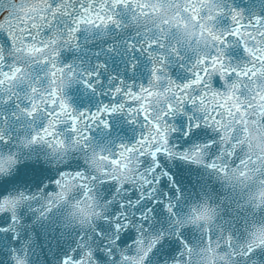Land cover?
I'll use <instances>...</instances> for the list:
<instances>
[{
  "label": "snow or ice",
  "instance_id": "snow-or-ice-1",
  "mask_svg": "<svg viewBox=\"0 0 264 264\" xmlns=\"http://www.w3.org/2000/svg\"><path fill=\"white\" fill-rule=\"evenodd\" d=\"M149 7H152V4L149 3L145 7L143 0H0V200L4 199L6 184L28 179L26 175H21L17 168L20 149L45 145L61 160H67L76 154L84 162L82 170L73 171L71 164H67L65 167L68 171L61 170L58 178H51L57 190L51 194L45 193V211L51 212L58 206L60 195L67 191L65 185L69 180L72 184L68 187L79 186L81 193L85 186H89L102 206L101 213L93 223L86 229L81 227L83 235L80 237V246L76 247L75 251L66 253L59 264H193V256L197 248L204 245L205 240L202 238L199 244L188 242L183 239L184 231L186 227H193L204 236L205 224L200 223L197 226L196 223H187L189 204L181 208L182 197L166 198V217L159 229L153 227L154 209L149 206L151 201L147 197L151 192L152 200H156L155 185L160 183L159 157H179L200 164L204 162L205 154L215 149V158L207 167L216 174L225 175L231 174V168L237 167L238 164L241 167L237 170L243 171L251 163V156L248 160L244 159L247 141L241 138V134L246 128L255 131L248 121L258 119V123L264 125V17L257 16L245 24L240 13L233 14V27L225 30L229 37L224 38L223 33L213 37L215 43L219 44L215 59L211 58V52L205 53L208 59L201 61L198 58L197 63L192 66L190 80L187 82L177 85L168 79L166 91L172 92L171 101L175 103L169 101L155 114L147 117L146 138L142 133L141 138L131 147L121 145L123 150L118 156L113 154L111 159L102 154L97 156L85 129L89 128L91 122H99L107 127L104 115L125 108L134 117L139 118L141 109L134 108L133 105H140L148 93H153L157 98L163 94L155 93L154 89L165 88L160 79L162 69L158 65L168 57L165 56L162 60L156 54V50L162 48V45L155 35L147 37L144 45L146 54L151 58L148 81L151 87L145 88L141 85L139 91L142 95L139 96L135 90L126 86L115 87L114 104L105 105L95 113L70 112L66 102L57 97V92L52 87L44 89L46 96L33 84L28 85L31 92L25 91L23 95L12 88L2 87L9 81L15 84L24 73L21 65L27 62L25 50L28 47L44 48L37 54L36 59L47 56V63H52L55 68L51 56L60 47L58 38H61L64 44L70 45V41H76V34L81 28L103 29L108 25H117L119 13H131L128 23L138 21L139 16L144 15ZM185 8L196 14V4L184 3L178 5L175 10L182 11ZM236 37L239 38L236 45H239L240 40L244 41L242 50L247 54V59L235 64L221 63V58L226 56L224 45ZM153 40L156 42L153 43ZM226 69L230 70V74ZM71 70L70 67L69 71ZM61 71L62 69L53 71L52 76L57 77ZM216 72L220 74L214 75ZM152 73H156L154 78ZM217 76L222 82L221 87L214 85V78ZM35 79L34 77L33 83ZM254 81L257 82L255 90ZM237 92L244 97L246 103H241L235 95ZM229 94L233 95L236 105L244 110L243 117L240 112L235 111L231 100L224 104V99ZM125 97L128 98L127 102ZM217 97L220 98L219 101ZM257 100L260 101L259 104L256 103ZM189 102L191 116L188 115ZM9 105H12V111H9ZM181 114L192 121L197 129L207 126L210 130L208 142L194 144L187 151L174 150L170 136L177 132L173 121ZM226 115L232 120V124L227 127L224 126ZM37 119L40 121L41 132L33 130ZM148 120L151 123H148ZM237 120L240 121L238 125ZM45 122L47 127L44 126ZM58 123L62 124L63 128L53 131ZM233 126L235 130L229 136L228 130ZM10 128H15L17 134L12 135ZM122 165H127L124 174H120ZM260 175L264 177V172ZM260 183L264 185V179ZM160 196L163 198L164 194L160 193ZM24 199L23 196L20 197V200ZM261 200L259 205H249L255 210H264V197H261ZM6 212L7 209L0 212V217ZM7 214L11 217V213ZM207 214L208 209H203L196 218L204 219ZM253 224L264 226V217L257 219L253 213V220L247 223L245 238L242 240L234 238L215 221L207 226L209 245L215 239L217 231L221 233L223 246L217 241V248L224 253L219 258L221 264H264V235H260V232H264V227L253 231ZM133 229L137 233L136 238L130 245L120 247L121 233ZM175 241H180L179 248L171 247ZM166 244L169 245L168 248H165ZM12 264H28V261L14 255Z\"/></svg>",
  "mask_w": 264,
  "mask_h": 264
},
{
  "label": "water",
  "instance_id": "water-1",
  "mask_svg": "<svg viewBox=\"0 0 264 264\" xmlns=\"http://www.w3.org/2000/svg\"><path fill=\"white\" fill-rule=\"evenodd\" d=\"M143 3L145 7L151 3L152 7L147 8V12L141 15L140 21L128 23L131 13L129 15L119 13L117 17L119 24L108 25L103 29L81 28L76 34V41H70V45L64 44L62 39L58 38L60 47L51 56L55 68L52 63H47L49 60L47 56L36 59L37 54L44 48L28 47L25 50L27 62L21 65L24 73L15 84L9 81L2 87L12 88L23 95L25 91L31 92L28 85L33 84L44 96L47 95L44 89L52 87L57 92V97L66 102L70 112L95 113L105 105L114 104L115 87L126 86L130 90H135L138 96L142 95L139 91L141 85L145 88L151 87L148 83L152 66L151 58L146 54L144 45L147 37L155 35L162 45V48L156 50V54L162 60L165 56L168 57L158 65L162 69L160 79L165 88L154 89L155 93L163 92V94L157 98L153 93H148L147 98L140 105H133L134 108L141 109L139 118L134 117L125 108L104 115L107 127L99 122H91L89 128L85 129V134L90 138V144L97 156L102 154L111 159L113 154L118 156L123 150L121 145L131 147L141 138L142 133L146 138L147 117L155 114L165 103L169 101L175 103L171 101L172 92L166 91L168 79L173 80L177 85L187 82L190 80L192 66L197 63L198 58L201 61L208 59L205 56L206 52H211V57L213 55L216 57L219 44L215 43L213 37L220 36L221 33L224 38L229 37V33L225 30L233 27L231 20L233 14L240 13L245 24L257 16L264 17V0L167 2L143 0ZM184 3L196 4V14L187 8L182 11L175 10L178 5ZM238 39V37L230 39L229 44L224 45L226 56L221 58V63L235 64L247 59V54L242 50L244 41L240 40L239 45H236ZM70 67L71 71H69ZM57 69L62 71L54 78L52 73ZM209 71L211 72L212 69L210 68ZM226 71L230 74V70L226 69ZM155 76L156 73H152V77ZM34 77L35 83H33ZM256 83L254 81L253 90ZM214 85L222 86L219 76L214 78ZM172 91L174 92L175 89L173 88ZM235 95L237 96L236 93ZM237 97L242 104L246 103L240 93ZM219 100L220 98L217 97V101ZM230 100L235 111L240 112L243 117L244 110L236 105L232 94L227 95L224 104L226 105ZM127 101L128 98L125 97V102ZM259 102L256 101L257 104ZM8 108L9 111L13 110L12 105ZM188 115H192L191 102H189ZM225 121V127L232 124L231 118L227 115ZM148 123L151 121L148 120ZM173 123L177 128V132L170 136L174 150L187 151L194 144L208 142L210 130L207 126L197 129L183 114L177 116ZM248 123L255 131L246 128L241 138H247L250 144L256 143L260 138L262 143L254 144L249 151L245 149L244 159L248 160L251 156V163L243 171L237 170L241 167L239 164L237 167H232L231 174L228 175L216 174L209 169L207 164L215 158V149L205 154L204 162L200 164L179 157L166 155L159 157L160 183L155 185L156 200H152L151 192L147 197L151 201L149 206L154 209L153 227L159 229L166 217L164 211L166 198L182 197L181 208L189 204L186 213L187 223H196L197 226L200 223L205 224L204 236L193 227H186L184 231L183 239L188 242L199 244V240L202 238L205 240L204 245L197 248L193 256V264H214V261L215 264H221L219 258L224 253L217 248V241L220 246L224 243L220 240L221 233L217 231L211 245L208 244L206 233L207 226L212 225L214 221L227 229L234 238L242 240L245 238L247 223L253 220V213L257 219L264 217V210H255L249 205L261 204V197H264V185L260 183L264 179L260 175L264 172V159H262L264 158V139H262L264 125H260L258 119ZM39 124L40 121L37 119L33 129L35 132H41ZM236 124H240V121L237 120ZM44 126H48L47 122ZM62 128L63 125L58 123L53 131ZM234 130L235 126L229 128L228 135L230 136ZM9 131L12 135L17 134L15 128H10ZM67 164H71L73 171L82 170L84 167L83 159L79 155L74 154L67 160H61L45 145H32L20 149L17 168L21 175H26L28 179L6 184L7 191L3 192L4 199L0 200V212L7 209V212L0 217V264H12L14 255L26 258L28 264H59L66 253L75 251L76 247L80 246V237L83 235L81 227L88 228L102 211L95 193L91 192L89 186H85L82 193L79 186L68 187L72 184L69 180L65 185L67 191L60 195L58 206L51 212L45 211L46 200L43 199L46 192L51 194L57 190L51 178H58L61 170L68 171L69 169L65 167ZM125 167L127 165L121 166L120 174H124ZM160 193L164 194L163 198ZM21 196L25 199L20 200ZM203 209H208L207 217L198 220L196 217ZM7 213H11V217ZM262 227L264 226L253 224L251 230L259 231ZM136 235L134 229L121 233L120 247L130 245ZM260 235H264V232H260ZM179 244L180 241H175L171 247L179 248ZM168 247L169 245L166 244L165 248Z\"/></svg>",
  "mask_w": 264,
  "mask_h": 264
}]
</instances>
